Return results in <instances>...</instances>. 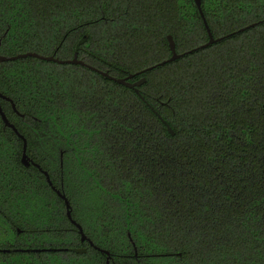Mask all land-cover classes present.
<instances>
[{
    "label": "trees",
    "instance_id": "trees-1",
    "mask_svg": "<svg viewBox=\"0 0 264 264\" xmlns=\"http://www.w3.org/2000/svg\"><path fill=\"white\" fill-rule=\"evenodd\" d=\"M200 1L223 38L138 74L208 41L195 0H0L1 55L145 78L0 62L52 182L0 117V264H264V0Z\"/></svg>",
    "mask_w": 264,
    "mask_h": 264
},
{
    "label": "water",
    "instance_id": "water-1",
    "mask_svg": "<svg viewBox=\"0 0 264 264\" xmlns=\"http://www.w3.org/2000/svg\"><path fill=\"white\" fill-rule=\"evenodd\" d=\"M195 2H196V5H197L200 13H201V16L203 18V22H204L206 30L208 32V36H209L208 41L203 43V44H201V45H199V46H197V47H195V48H193V49L187 50V51H185L183 53H178L176 51V48H175V41H174L172 35L169 34L167 36V39H168V45H169V48H170V51H171V56L169 58H167V59H164V60L156 63V64L150 65V66L140 70L138 72V74L139 73H143V72H145L147 70H150V69H152V68H154V67H156L158 65H163L166 62L173 61V60H175V59H177V58L183 56L184 54L189 53V52H191L193 50L204 48V47H206V46H208V45H210V44H212V43H214L216 41H219V40H221L223 38V36L217 37V38L213 37L212 33L210 32V28H209V26L207 24V21H206L204 15H203V12H202L201 1L200 0H195ZM252 25L253 24L248 25V26H246L244 28H241L240 30H244L245 28H248L249 26H252ZM28 56L36 57V58H39V59H42V60H46V61H53V62H56V63H59V64H63V63L80 64V65L86 66V67H88V68H90L92 70H95V71L101 73L104 76H108L112 80H114V81H116L118 83L124 84V85H126L128 87H135L136 88L137 86L141 85L145 81V78H141L140 80H137V81H135L133 83L129 82L128 80L130 78H132L136 73L129 74L126 77L111 76L108 73V71H102V70H100V69H98V68H96V67H94V66H92V65H90L88 63H86L85 61L78 59V57H77L78 53L77 52H74L73 58H71V59H60L59 57L55 56V53L52 54V55H43V54H40V53H37V52H33V51H27V52H24V53H18L16 55H1L0 54V62L15 60V59H18V58H26ZM135 90H136L137 93H139L137 88ZM1 99H6V100L10 101L11 104H12V108L16 111L15 105L12 102V100L9 97L3 95L0 92V100ZM0 117H1V119H2V121H3L5 126L10 127L20 138H22L23 146H22V154H21V159L20 160H21V163L24 166H28L32 162V160L28 157L27 152H26V146H27L26 139L24 138V136L22 134L19 133V131L17 130L15 125L12 122L9 121L8 117L6 116L5 112L2 109L1 102H0ZM167 129H168V131L171 134H174L173 130L171 129V127L168 124H167ZM32 163L44 173L48 183L50 185H52V182L50 180L49 174L46 171L42 170V168L40 167L39 164L34 163V162H32ZM52 187H53V189L56 190L57 194L61 198H63V200L65 202V205H66V214H67L68 218L71 220V222L78 228L79 233L81 235V240L83 241V240L87 239V237L85 236V234H84V232L82 230L81 225L78 224L71 216V206H70V203H69L68 199L66 198L65 194L62 193L60 190L56 189L54 186H52ZM35 250H37V249H35Z\"/></svg>",
    "mask_w": 264,
    "mask_h": 264
},
{
    "label": "flooded vegetation",
    "instance_id": "flooded-vegetation-1",
    "mask_svg": "<svg viewBox=\"0 0 264 264\" xmlns=\"http://www.w3.org/2000/svg\"><path fill=\"white\" fill-rule=\"evenodd\" d=\"M77 57H78V56H77ZM80 60H81V59H80ZM133 82H134V81H133ZM0 102H1V100H0ZM32 162H34V161L32 160ZM32 162H31L29 165H33V166H35ZM34 163H35V162H34ZM29 165H28V166H29ZM28 166H25V167H28Z\"/></svg>",
    "mask_w": 264,
    "mask_h": 264
}]
</instances>
